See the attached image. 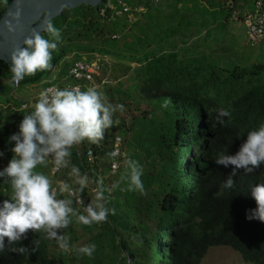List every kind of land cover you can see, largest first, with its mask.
<instances>
[{"label":"trees","instance_id":"trees-1","mask_svg":"<svg viewBox=\"0 0 264 264\" xmlns=\"http://www.w3.org/2000/svg\"><path fill=\"white\" fill-rule=\"evenodd\" d=\"M122 1L132 9L152 4ZM7 5L0 0V15ZM100 8H66L52 19L61 41L52 53L50 69L13 85L10 66L0 61V152H4L0 168L12 155L8 137L18 131L23 115L32 111L33 105L21 101L18 92L35 85L70 87L75 84L69 77L73 64L91 60L82 56H108L115 63L114 74L109 75L113 84L107 86L111 82L103 77L106 65L94 80L103 87L107 102L123 105V110L114 113L113 125L99 142L85 140L70 149L68 167L52 175L55 167L48 161L36 169L48 175L54 187L58 181L77 187L70 168H79L89 177L92 190L89 193L87 186L79 194L84 203L95 202L96 181H103V203L110 209L106 222L76 223L87 237L86 244L95 243L93 254L117 253L115 264H199L210 248L225 247L244 264H264V223L246 219V212L256 207L250 187L264 183V166L248 174L237 170L233 188L225 189L222 185L231 166L214 163L218 153L234 154L247 133L264 123V57H255L249 46L239 49L230 43L214 53L199 54L186 42H166L150 12L130 24L126 16L102 19ZM54 71L55 80L41 83ZM104 78L105 87L100 85ZM165 99L170 100L166 107ZM218 108L230 111V117L222 118L223 125L216 121ZM116 137L128 158L143 169L144 194L127 190L126 164L114 176L108 175ZM10 195V186L0 185V201ZM63 231L77 241L69 226ZM5 242L0 264H66L67 252L42 231H29L27 239L14 244H7V238ZM22 246L29 251L11 250ZM87 258H73L71 264H83Z\"/></svg>","mask_w":264,"mask_h":264},{"label":"clouds","instance_id":"clouds-1","mask_svg":"<svg viewBox=\"0 0 264 264\" xmlns=\"http://www.w3.org/2000/svg\"><path fill=\"white\" fill-rule=\"evenodd\" d=\"M9 7L5 16H0V24L8 35L14 36L21 30V0H5ZM48 38H45L44 34ZM61 41V31L52 22L51 17L42 14V23L26 35L22 43L13 48L9 57L11 83L19 85L26 76H33L38 71L52 67V53ZM170 100L165 99L166 107ZM123 110V105L107 102L103 92L93 85L81 90L79 87L44 89L32 106V111L23 115L18 131L8 137L7 144L12 145L11 158L0 169V185L11 188L9 198L0 201V252L7 244H14L27 239L29 231H42L46 238L56 242L67 252L69 242L62 230L67 229L72 218L83 225L106 222L110 209L103 201V181L97 180L95 202L84 203L79 194L89 185L87 174H81L79 168L71 166L70 175L77 187L66 182H59L54 187L49 176L37 171V166L47 165L51 161L56 169L69 166L70 149L82 141L99 142L104 131L113 123L114 113ZM216 111L217 123L223 125L224 117H230L226 108ZM4 152H0V158ZM123 178L128 182V191L144 194L141 180L143 169L138 161L128 159ZM214 163L224 168L231 166L222 187L231 189L237 170L243 169L248 174L264 166V123L249 131L246 139L234 154L221 152ZM68 197L64 198L63 194ZM251 198L256 207L246 212V219L264 223V183L250 187ZM75 198V199H73ZM33 244H38L34 241ZM95 243H89L74 249L77 255L91 257L95 252ZM18 253L29 251L22 246L11 249ZM34 250V248H33Z\"/></svg>","mask_w":264,"mask_h":264},{"label":"crops","instance_id":"crops-1","mask_svg":"<svg viewBox=\"0 0 264 264\" xmlns=\"http://www.w3.org/2000/svg\"><path fill=\"white\" fill-rule=\"evenodd\" d=\"M144 9L165 32L166 42H186L199 54L214 53L228 43L247 47L243 18L252 0H159Z\"/></svg>","mask_w":264,"mask_h":264},{"label":"built area","instance_id":"built-area-1","mask_svg":"<svg viewBox=\"0 0 264 264\" xmlns=\"http://www.w3.org/2000/svg\"><path fill=\"white\" fill-rule=\"evenodd\" d=\"M149 1L152 4H156L159 0ZM100 6L99 16L106 21L126 16L128 23L132 24L145 12L143 7L138 6L132 9L122 0H104ZM243 22L245 26V39L247 46L253 48L259 43L264 42V0H252V9L245 14ZM112 38L116 39L117 36H113ZM96 56L97 57H94L90 61L81 60L73 64L69 70V77L75 84L70 87L75 86L81 89L82 86H90L94 79L100 76L101 69L107 64V59L104 56ZM105 84H108L106 78L100 81V85ZM51 88L55 87H48L46 89ZM21 109H26V105H22ZM87 158L89 162H92L90 152L87 153ZM128 159L127 154L123 151L121 138L116 137L113 141L110 153L108 175L114 176L119 171L120 167L126 164L125 161ZM56 172L57 169L53 168L51 174L55 175ZM59 182L60 181L56 182L55 187L59 186ZM64 194L68 197L67 193Z\"/></svg>","mask_w":264,"mask_h":264},{"label":"rangeland","instance_id":"rangeland-1","mask_svg":"<svg viewBox=\"0 0 264 264\" xmlns=\"http://www.w3.org/2000/svg\"><path fill=\"white\" fill-rule=\"evenodd\" d=\"M249 2H251V0H247ZM251 53H253V55L255 57H264V43H261L259 45H257L255 48H250ZM84 57L83 59H93L94 57L91 55H85L82 56ZM107 60V64L105 69L103 70L104 76L108 79L109 83L107 86H111L113 84V81L110 79L109 75H113V66H114V61L109 58L108 56L105 57ZM109 66V67H107ZM109 68V69H108ZM102 75V72L100 74V76ZM55 71L45 80H43L41 83H45V82H51L53 80H55ZM96 85V81L94 80L92 83V86ZM57 85H55V88ZM41 86L35 85V86H30V87H26L21 89L18 92V97L21 101H28L29 105H34L35 101L39 98V93L41 91H43V88H40ZM105 87V85H104ZM103 87H98V90L101 91ZM123 151L125 152V154H127V151L123 149ZM2 169V168H0ZM99 173L102 172V170L100 168H98ZM106 176V173L104 174V177ZM89 189V193L91 190V187L88 186ZM92 192V190H91ZM91 195V194H90ZM91 197V196H90ZM77 221L75 220V218H72V222L70 223L69 227L71 229H73L75 231V235L77 238V241H73L72 238L69 235H66L65 232L63 231V233L67 236L68 238V242H69V251H67L66 254V264H71L72 259H80L82 257V255H77V253L74 251V249L82 247L84 245H86V240L87 237H85L82 232L81 229L76 225ZM88 257V256H87ZM118 254H111V255H107L106 253L104 255H92L91 257H88L86 262H84L83 264H115V260L117 259ZM199 264H244L243 261L241 260V258L239 257V255L235 252H233L232 250H230L229 248H225V247H214V248H210L207 252V254L205 255V257L202 259V261Z\"/></svg>","mask_w":264,"mask_h":264},{"label":"water","instance_id":"water-1","mask_svg":"<svg viewBox=\"0 0 264 264\" xmlns=\"http://www.w3.org/2000/svg\"><path fill=\"white\" fill-rule=\"evenodd\" d=\"M104 0H21L20 4V25L21 30L14 36H10L3 30L0 24V61L9 66V57L13 48L22 43L23 38L33 28L39 27L42 23V14L54 19L61 16L64 9H75L81 5L99 7ZM5 11L0 16H5Z\"/></svg>","mask_w":264,"mask_h":264}]
</instances>
